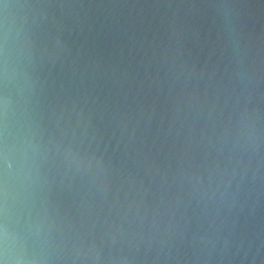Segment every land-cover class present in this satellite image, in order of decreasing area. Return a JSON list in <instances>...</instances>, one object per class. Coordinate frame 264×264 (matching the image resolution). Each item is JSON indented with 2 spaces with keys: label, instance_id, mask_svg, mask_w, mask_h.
Wrapping results in <instances>:
<instances>
[{
  "label": "water",
  "instance_id": "water-1",
  "mask_svg": "<svg viewBox=\"0 0 264 264\" xmlns=\"http://www.w3.org/2000/svg\"><path fill=\"white\" fill-rule=\"evenodd\" d=\"M0 264H264V0H0Z\"/></svg>",
  "mask_w": 264,
  "mask_h": 264
}]
</instances>
